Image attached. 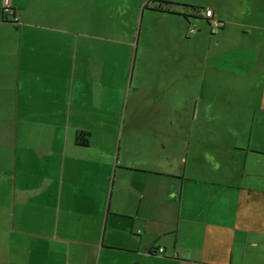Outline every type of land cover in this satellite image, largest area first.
Masks as SVG:
<instances>
[{
	"label": "crops",
	"instance_id": "obj_1",
	"mask_svg": "<svg viewBox=\"0 0 264 264\" xmlns=\"http://www.w3.org/2000/svg\"><path fill=\"white\" fill-rule=\"evenodd\" d=\"M164 1L0 0V264H264V0Z\"/></svg>",
	"mask_w": 264,
	"mask_h": 264
},
{
	"label": "trees",
	"instance_id": "obj_2",
	"mask_svg": "<svg viewBox=\"0 0 264 264\" xmlns=\"http://www.w3.org/2000/svg\"><path fill=\"white\" fill-rule=\"evenodd\" d=\"M152 3H156V7L153 10L157 11H168L170 13H175L184 17L186 21L197 20L204 18L207 22L208 19L201 15L202 11L205 10L203 7L195 5H181L176 3H171L164 0H146L144 8H149ZM3 18L8 19L6 12L3 10ZM76 141L79 145H85L87 143V135L84 133L78 134Z\"/></svg>",
	"mask_w": 264,
	"mask_h": 264
},
{
	"label": "built area",
	"instance_id": "obj_3",
	"mask_svg": "<svg viewBox=\"0 0 264 264\" xmlns=\"http://www.w3.org/2000/svg\"><path fill=\"white\" fill-rule=\"evenodd\" d=\"M3 10L6 12L7 18H12V23H16L18 21V17L15 15L10 0H3ZM201 15L208 19V25L210 27L211 33H216L220 29L221 23L214 17L213 11L211 9L203 10ZM194 33H196V28L189 27L188 35L190 36ZM162 251V248L158 249L159 253H161Z\"/></svg>",
	"mask_w": 264,
	"mask_h": 264
},
{
	"label": "rangeland",
	"instance_id": "obj_4",
	"mask_svg": "<svg viewBox=\"0 0 264 264\" xmlns=\"http://www.w3.org/2000/svg\"><path fill=\"white\" fill-rule=\"evenodd\" d=\"M194 21H195V22H194V25H193V26H188V28H189V27H194V28L197 29L198 25H200V26L204 25V26H205V22H203V21H201V22H196V20H194ZM208 30H209V29H208Z\"/></svg>",
	"mask_w": 264,
	"mask_h": 264
}]
</instances>
